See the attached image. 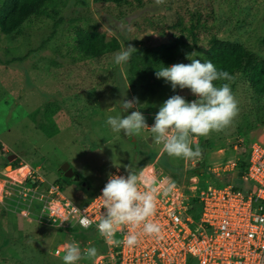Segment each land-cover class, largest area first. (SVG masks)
<instances>
[{
  "label": "rangeland",
  "instance_id": "rangeland-1",
  "mask_svg": "<svg viewBox=\"0 0 264 264\" xmlns=\"http://www.w3.org/2000/svg\"><path fill=\"white\" fill-rule=\"evenodd\" d=\"M129 1L116 5L108 0H69L66 7L33 15L19 33H0V179L11 171L8 165L13 169L8 157L17 154L16 160L39 167L48 181L59 183L79 205L92 199L113 171L126 172L127 165L140 168L151 162L177 179L190 182L196 176V193L209 184L242 187L241 178L225 171L229 160L249 153L246 138L236 128V117L222 134L213 131L206 137H192L193 149L195 144L202 149L196 159L198 167L187 166L192 160L169 156L162 145L149 141V129L129 137L123 131L113 132L106 120L109 115H127L121 108L123 97L138 98L127 83L128 63L114 62V55L127 44L159 45L188 34L184 28L195 19V10L206 22L198 28L199 47H206L216 35L240 42L264 58V0H165L162 5L154 0ZM176 23L181 26L173 27ZM79 29L104 33L111 47L99 56L84 54L77 46ZM193 51L202 60L203 52ZM242 84L244 80L239 81ZM175 94L188 101L196 99L189 89L173 90L170 82H164L149 110L142 111L138 100L149 126L163 102ZM234 97L241 111L248 98L238 89ZM250 136L264 140V128L253 130ZM65 162L74 170L71 178L60 169ZM201 168L205 172L197 174ZM11 204L13 200L6 196L0 201V264H64L63 254L56 256L52 249L71 238L80 240V232L86 241L94 237L80 227L75 236L33 220L28 223L11 211ZM200 213V207L191 211L196 219ZM97 243L103 248L99 239ZM91 261L84 258L77 264Z\"/></svg>",
  "mask_w": 264,
  "mask_h": 264
},
{
  "label": "built area",
  "instance_id": "built-area-1",
  "mask_svg": "<svg viewBox=\"0 0 264 264\" xmlns=\"http://www.w3.org/2000/svg\"><path fill=\"white\" fill-rule=\"evenodd\" d=\"M238 160H229L225 171L234 176ZM196 162L192 159L187 166H200ZM131 169L157 178L156 212L149 220L161 226L159 234L151 235L143 233V225L121 226L116 240L122 241L130 231L139 234L138 243L131 247L124 243L109 245L97 230L103 211L99 197L110 174L98 193L79 205L65 195L59 183L48 181L39 167L19 162L0 179V201L3 196L8 197L13 200L11 211L23 220L60 232L77 226L85 229L81 219L94 221L85 229L94 237L81 249L97 239L105 248L92 259V264H264V140L256 139L249 148L247 168L240 177L242 187L209 184L196 193V176L190 182L177 179L155 163ZM111 174L127 172L118 169ZM215 176L220 177V173ZM170 183L175 186L165 194ZM139 187L145 190L143 184ZM197 207L201 211L198 219L191 215ZM73 241L71 238L58 244L53 253L64 254L63 245Z\"/></svg>",
  "mask_w": 264,
  "mask_h": 264
},
{
  "label": "clouds",
  "instance_id": "clouds-1",
  "mask_svg": "<svg viewBox=\"0 0 264 264\" xmlns=\"http://www.w3.org/2000/svg\"><path fill=\"white\" fill-rule=\"evenodd\" d=\"M154 2L156 5H162L165 0H154ZM136 50L131 43L127 44L114 55V62L117 65L126 64ZM196 57L197 53L193 51L186 54L190 63H175L161 67L155 72L156 78H163L166 83L170 82L173 90L177 87L187 88L196 99L188 101L179 94L170 96L156 112L154 124L149 126L144 114L138 108V98L123 97L121 108L127 115H109L106 123L111 130L117 133L123 131L125 135L135 137L143 129H149L153 143L162 145V150L169 156L182 157L186 160L198 159L202 149L199 144H195L193 149L192 137H206L213 131H223L238 115L239 108L230 83L219 86L214 83L219 80L232 81L234 77L227 71L218 70L211 60L202 61ZM130 109L135 110L129 113ZM125 170L127 175H109L99 197L103 202V211L96 226L99 234L109 245L119 246L124 243L131 247L138 243L139 234L130 231L122 241L116 240L115 234L121 226L143 225V233L149 235L159 234L161 231L158 223L149 220V217L154 216L156 212L159 182L155 176L134 172L130 165L125 166ZM197 170V174L201 173ZM141 184L145 187L143 191L139 187ZM174 186V183H170L164 189L165 194ZM93 222L86 218L80 220L81 227L85 229ZM62 251L64 264H77L81 259H94L97 256L95 247L82 250L74 241L65 243ZM57 255L59 256L60 253L58 252Z\"/></svg>",
  "mask_w": 264,
  "mask_h": 264
},
{
  "label": "trees",
  "instance_id": "trees-1",
  "mask_svg": "<svg viewBox=\"0 0 264 264\" xmlns=\"http://www.w3.org/2000/svg\"><path fill=\"white\" fill-rule=\"evenodd\" d=\"M108 1L116 5L130 3L129 0ZM68 3L69 0H2L0 5V33L6 36L19 33L24 24L33 15L39 14L47 8L66 7ZM193 13L195 19L184 28V31L188 34L184 32L183 34L176 35L170 41L159 45L136 47L137 50L127 62L128 86L133 93L138 95V100L142 104L140 109L142 111L149 110L153 99L165 82L163 78H156L155 72L161 67L181 63L187 59L186 54L193 52L197 48L203 52L202 61L211 60L218 70L227 71L234 77L232 81H215L214 83L217 86L223 83H230L233 95H235L238 89V91L242 90L243 95L248 98L247 105L241 111L239 110L236 116L238 119L236 121V128L238 133L246 138L247 146L250 148L251 144L255 141V138L250 136L251 132L264 128V58H260L254 51L246 48L240 42L221 39L216 35H212L209 38L206 47H199L198 28L205 25L206 22L203 21L199 11L194 10ZM175 25L181 26L180 23H176L173 27ZM137 44L138 41H136ZM77 46L80 51L88 56H99L111 47V41L107 40L104 33L79 29L77 31ZM20 59H25V56L15 58V60ZM241 80H244L245 84L239 85V81ZM139 91L143 93V97L141 98L139 97ZM224 131L226 129L216 133L222 134ZM243 136H240L242 143L244 141ZM18 163V159L14 160L13 167ZM247 164L248 154L244 158H239L237 168L240 171H244L247 168ZM13 222L18 223L17 221ZM75 229L76 227L69 228L67 231L70 232V235H79ZM86 231L91 236H94V233L90 230ZM80 235L83 236L81 232ZM81 236L80 240L77 239L78 241L75 240V242L82 248L87 241L84 236L83 238ZM89 247H95L97 254L105 248L104 245L102 248L97 242L92 243ZM89 260L91 261V259Z\"/></svg>",
  "mask_w": 264,
  "mask_h": 264
},
{
  "label": "water",
  "instance_id": "water-1",
  "mask_svg": "<svg viewBox=\"0 0 264 264\" xmlns=\"http://www.w3.org/2000/svg\"><path fill=\"white\" fill-rule=\"evenodd\" d=\"M148 140H149V141H152V138L149 137ZM17 156H18L17 154H11V155L8 157V161H9V162H12V161L16 160ZM8 169H9V170L12 169V166H11V165H8ZM60 169L65 173V176H66V177H70V178H71V177L74 176V170H73V168H71V166H70V164H69L68 162H65V163L61 166ZM200 171H201V172H204L205 169H204V168H201L200 170H197L198 173H199ZM242 174H243V172L240 171V170L237 168V172L234 174V177H235V178H240V177L242 176Z\"/></svg>",
  "mask_w": 264,
  "mask_h": 264
}]
</instances>
